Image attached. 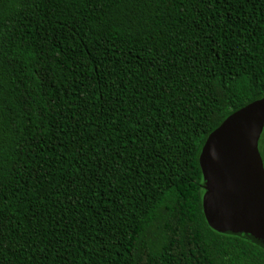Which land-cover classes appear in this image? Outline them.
<instances>
[{
  "label": "trees",
  "instance_id": "16d2710c",
  "mask_svg": "<svg viewBox=\"0 0 264 264\" xmlns=\"http://www.w3.org/2000/svg\"><path fill=\"white\" fill-rule=\"evenodd\" d=\"M262 97L264 0H0V264H264L198 167Z\"/></svg>",
  "mask_w": 264,
  "mask_h": 264
},
{
  "label": "water",
  "instance_id": "95a60500",
  "mask_svg": "<svg viewBox=\"0 0 264 264\" xmlns=\"http://www.w3.org/2000/svg\"><path fill=\"white\" fill-rule=\"evenodd\" d=\"M264 97L229 115L205 139L198 155L210 228L264 249V171L257 142Z\"/></svg>",
  "mask_w": 264,
  "mask_h": 264
}]
</instances>
